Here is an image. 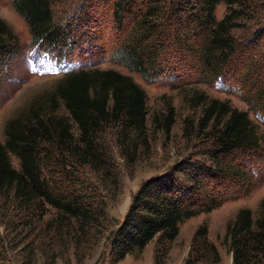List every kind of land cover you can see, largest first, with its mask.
<instances>
[{
	"label": "trees",
	"instance_id": "obj_1",
	"mask_svg": "<svg viewBox=\"0 0 264 264\" xmlns=\"http://www.w3.org/2000/svg\"><path fill=\"white\" fill-rule=\"evenodd\" d=\"M11 2L25 19L33 44L57 61L79 66L5 122L0 202L25 210L50 205L82 229L101 224L104 202L87 191L80 170L88 166L100 175L111 168L100 135L112 130L128 164L150 150L146 90L132 75L98 67L106 58L147 82H168L185 92L183 101L191 109L201 108V114L196 121L185 119L184 135L195 134L205 142L202 150L185 153L165 172L142 181L111 231L108 253L113 262L142 251L154 239L174 240L183 221L254 189L255 176L264 170L263 130L248 111L197 87L223 82L241 95L264 127V23L244 38L232 32L242 27L240 20L252 18L254 0H81L65 22L54 19V0ZM220 3L227 5L221 19L216 16ZM105 6L111 32L79 36L84 25L103 28L99 16ZM76 38L83 42L74 43ZM18 45L15 30L0 17V76ZM68 49L81 58L69 56ZM165 113L153 122L169 135L176 109L169 104ZM10 155L19 160V169ZM226 245L233 264H264V197L256 210L242 207L228 222ZM220 260L207 226H200L185 264Z\"/></svg>",
	"mask_w": 264,
	"mask_h": 264
},
{
	"label": "rangeland",
	"instance_id": "obj_2",
	"mask_svg": "<svg viewBox=\"0 0 264 264\" xmlns=\"http://www.w3.org/2000/svg\"><path fill=\"white\" fill-rule=\"evenodd\" d=\"M240 22L242 27L233 29L237 37L250 36L264 23V0ZM81 0H54L53 16L59 21H66L75 12ZM101 10L103 28L100 25L90 28L84 25L79 32L82 38L90 33L104 30L111 32L108 9ZM227 12V5L220 3L216 8V16L221 19ZM101 14V13H100ZM98 14V15H100ZM249 16V11H247ZM0 17L15 30L19 38L17 55L5 67L0 76V142L4 141V125L8 118L27 105L32 99L44 91L51 90L55 84L69 71L77 69L75 64L63 58L56 60L45 48L32 43V36L25 19L13 7L11 0H0ZM101 34V32H100ZM107 40V39H106ZM83 42L76 38L74 43ZM86 45V41L84 42ZM63 51L62 49H60ZM71 51V52H70ZM69 56L81 58L78 52L67 50ZM107 56V55H105ZM98 67L114 68L133 78L143 86L148 96L149 141L150 150L134 163H127L114 144V133L107 130L100 139L111 156V168L102 174L88 166L80 169L87 191L92 192L100 201L103 200L101 224L82 229L72 220L63 216L50 205L32 210L18 209L12 204L0 202V264H185L191 250L196 230L206 225L208 239L215 243L221 260L213 263L195 261V264H233L232 253L226 245V227L242 207L256 210L264 197V170L255 176L254 189L236 200H229L210 213H202L183 221L177 238L161 243L154 239L145 248L127 255L123 260L113 262L109 257V237L112 229L124 217L134 193L145 179L165 172L185 153L198 152L205 146L199 136L184 135L185 119L196 121L201 108L191 109L183 101L185 92L172 88L168 82H147L139 73L130 71L124 65L117 64L109 58L99 61ZM197 87L213 98L228 100L241 110L248 111L254 123L264 132L261 120L250 110L241 95L219 81L213 84H198ZM169 104L176 109V123L168 135L154 126L153 118H164ZM13 167L20 168L19 160L10 155ZM54 174H55V169ZM51 172L48 168L46 173ZM31 219L32 224H26ZM30 222V221H29Z\"/></svg>",
	"mask_w": 264,
	"mask_h": 264
},
{
	"label": "water",
	"instance_id": "obj_3",
	"mask_svg": "<svg viewBox=\"0 0 264 264\" xmlns=\"http://www.w3.org/2000/svg\"><path fill=\"white\" fill-rule=\"evenodd\" d=\"M232 262H233V258H232Z\"/></svg>",
	"mask_w": 264,
	"mask_h": 264
}]
</instances>
